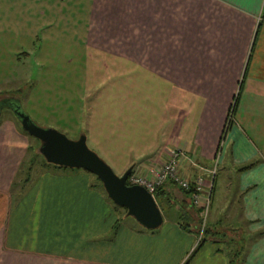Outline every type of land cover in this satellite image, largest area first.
Segmentation results:
<instances>
[{
  "label": "crops",
  "instance_id": "crops-1",
  "mask_svg": "<svg viewBox=\"0 0 264 264\" xmlns=\"http://www.w3.org/2000/svg\"><path fill=\"white\" fill-rule=\"evenodd\" d=\"M89 11L101 51L169 83L164 129L158 121L131 134L134 122L119 112L102 124V149L121 150V173L180 149L190 178L218 157L211 233L197 247L195 214L184 211L193 210L189 193L171 182L154 196L169 198L159 201L160 227L128 221L88 172L36 158L9 120L0 123V264H230L239 250L240 264H264V0H91ZM27 34L13 33H35ZM126 107L137 108L117 110Z\"/></svg>",
  "mask_w": 264,
  "mask_h": 264
},
{
  "label": "rangeland",
  "instance_id": "rangeland-1",
  "mask_svg": "<svg viewBox=\"0 0 264 264\" xmlns=\"http://www.w3.org/2000/svg\"><path fill=\"white\" fill-rule=\"evenodd\" d=\"M20 3L21 0H0V31L10 33L0 36V123L12 120L20 126L10 107V103L19 102L22 110L40 127L55 128L70 139H77L84 134L87 146L114 173L121 174L120 167L125 157L119 148L114 156H108L102 149L107 142L99 137L103 136V131L99 132L102 124L107 127V120L122 112L126 117L124 121L129 122L131 118L134 122L130 125L131 134L139 133L141 136V132L145 133L152 123L158 121L164 129V117L171 111V108L165 107L169 83L142 65L118 59L96 46L99 38L97 28L87 25L91 16V0H23L25 12H22L21 17L24 22H20ZM16 31L35 34L31 38L17 37L13 35ZM122 103L137 108L134 107L133 111L127 107L117 110ZM231 109L229 123L233 121L235 105ZM117 132L113 133L117 138L124 133ZM103 133L107 136V131ZM26 139L29 149L43 162L38 152L40 142L27 134ZM135 143H130L132 154L136 151ZM129 150L123 145L124 153ZM161 164L142 163L134 169L145 173L149 167ZM89 175L95 187L105 194L100 180L92 173ZM161 187L156 188V193ZM168 199L156 197L157 205L160 206L159 201L167 204ZM116 209L121 217L140 225L126 215L125 208L117 206ZM185 210L187 214L194 213L191 208L184 206ZM195 222L198 245L207 237L205 229L210 226L208 222L201 233L200 220ZM228 236L221 238L228 240Z\"/></svg>",
  "mask_w": 264,
  "mask_h": 264
},
{
  "label": "water",
  "instance_id": "water-1",
  "mask_svg": "<svg viewBox=\"0 0 264 264\" xmlns=\"http://www.w3.org/2000/svg\"><path fill=\"white\" fill-rule=\"evenodd\" d=\"M10 107L22 130L40 142L38 152L47 163L81 168L94 174L100 180L107 197L115 205L125 208L127 216L148 230L161 226L163 215L154 196L140 185L127 184L133 164L118 175L87 146L84 134L77 139H70L55 128L35 124L22 110L19 102L10 103Z\"/></svg>",
  "mask_w": 264,
  "mask_h": 264
},
{
  "label": "built area",
  "instance_id": "built-area-1",
  "mask_svg": "<svg viewBox=\"0 0 264 264\" xmlns=\"http://www.w3.org/2000/svg\"><path fill=\"white\" fill-rule=\"evenodd\" d=\"M185 156L180 149H174L160 166L149 167L148 172L145 173L132 169L127 180L130 184L144 187L153 196L156 193V188L163 186L166 182H171L177 187L188 191L191 205L198 210L199 226L202 233L210 219L219 158L215 157L212 166L204 168L202 173L190 178L184 176L180 170L181 160Z\"/></svg>",
  "mask_w": 264,
  "mask_h": 264
},
{
  "label": "trees",
  "instance_id": "trees-1",
  "mask_svg": "<svg viewBox=\"0 0 264 264\" xmlns=\"http://www.w3.org/2000/svg\"><path fill=\"white\" fill-rule=\"evenodd\" d=\"M20 128H21V126H20ZM21 130H22V128H21ZM23 131V130H22ZM25 134H27L25 131H23ZM28 135V134H27ZM43 162H44V164H46V165H50V166H55V167H58V168H67V167H65V166H58V165H54V164H50V163H47L45 160H44V158H43ZM135 167V166H134ZM134 167H133V169H134ZM71 169H81V168H71ZM87 172V171H86ZM127 184H130L129 183V181L127 180ZM102 188H103V186H102ZM104 190V189H103ZM159 191V190H158ZM105 192V191H104ZM186 192H188V191H186ZM106 194V193H105ZM106 197H107V195H106ZM113 203V202H112ZM114 204V203H113ZM115 205V204H114ZM116 207H117V205H115ZM119 207V206H118ZM193 212H194V214H195V219H193V226H196L195 225V220H198L199 219V216H198V210L195 208V207H193ZM198 222V221H197ZM211 230H210V228H207V229H205V234H210L211 232H210ZM202 244V241H201V243H199L198 245H197V247L198 246H200ZM241 254H242V252H241V250H239V251H235V252H233V253H231L230 254V264H240V262H239V259H240V256H241Z\"/></svg>",
  "mask_w": 264,
  "mask_h": 264
}]
</instances>
